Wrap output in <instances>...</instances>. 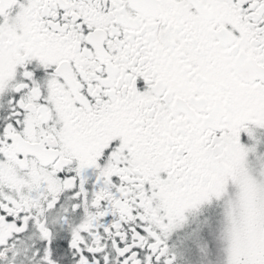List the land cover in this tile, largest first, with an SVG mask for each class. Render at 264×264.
<instances>
[{
	"label": "snow or ice",
	"instance_id": "obj_1",
	"mask_svg": "<svg viewBox=\"0 0 264 264\" xmlns=\"http://www.w3.org/2000/svg\"><path fill=\"white\" fill-rule=\"evenodd\" d=\"M0 264H264V0H0Z\"/></svg>",
	"mask_w": 264,
	"mask_h": 264
}]
</instances>
